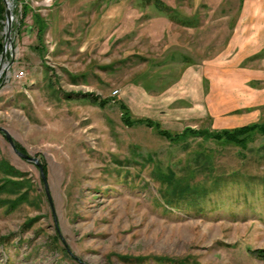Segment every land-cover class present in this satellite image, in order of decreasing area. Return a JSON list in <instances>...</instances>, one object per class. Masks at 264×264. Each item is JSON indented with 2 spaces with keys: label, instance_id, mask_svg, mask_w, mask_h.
<instances>
[{
  "label": "rangeland",
  "instance_id": "rangeland-1",
  "mask_svg": "<svg viewBox=\"0 0 264 264\" xmlns=\"http://www.w3.org/2000/svg\"><path fill=\"white\" fill-rule=\"evenodd\" d=\"M9 1L0 128L51 202L0 132V264H264V136L222 133L264 124V20L229 19L238 0H158L194 21Z\"/></svg>",
  "mask_w": 264,
  "mask_h": 264
},
{
  "label": "water",
  "instance_id": "water-1",
  "mask_svg": "<svg viewBox=\"0 0 264 264\" xmlns=\"http://www.w3.org/2000/svg\"><path fill=\"white\" fill-rule=\"evenodd\" d=\"M2 1L4 3V6H5V26H4V43L5 44L2 47V51L0 54V76L9 68V64H4L7 49L9 48L11 55L13 54V47H12L11 36H10L11 35L13 15H12V11L10 10V7H9L7 0H2ZM0 132L4 134L6 140L9 143L10 148L19 158L24 159V160L29 161V162H32L37 166V168L39 169V172H40L41 180L44 184L46 196L48 198V201L51 202L50 194L48 191L47 180H46L45 174L43 172V168H42L40 162L38 161V159L18 151L13 140H12V138L10 137V135L8 134V132L6 130L0 128Z\"/></svg>",
  "mask_w": 264,
  "mask_h": 264
},
{
  "label": "crops",
  "instance_id": "crops-1",
  "mask_svg": "<svg viewBox=\"0 0 264 264\" xmlns=\"http://www.w3.org/2000/svg\"><path fill=\"white\" fill-rule=\"evenodd\" d=\"M238 8L237 10L239 11L238 14L235 16V18L233 17H230L229 19H233V20H264V7L260 10V12H248L246 11V9H244V6H245V3H246V0H238ZM248 3L250 2V0H247ZM139 3H144V0H138ZM264 5V2H261L260 3V6L261 5ZM175 13V12H174ZM174 13H170V14H167V13H163V16L167 19H171V20H175L177 18H180L181 20H191V21H194L196 20L195 18V15L194 14H189L187 16H182V17H176V18H172V15L175 16ZM98 19V18H97ZM166 19V20H167ZM42 24V23H41ZM40 29V28H39ZM38 29V30H39ZM233 44H235V42H233ZM264 48V45L262 46V48H259L256 52H255V55L257 54V52H259L260 50H262ZM254 58H257L254 56Z\"/></svg>",
  "mask_w": 264,
  "mask_h": 264
},
{
  "label": "trees",
  "instance_id": "trees-1",
  "mask_svg": "<svg viewBox=\"0 0 264 264\" xmlns=\"http://www.w3.org/2000/svg\"><path fill=\"white\" fill-rule=\"evenodd\" d=\"M144 1L146 3H150L159 12L165 11V13L167 14L172 13L171 9H167L163 7L158 0H144ZM1 14H2V9L0 8V16ZM1 51H2V45H1V38H0V54H1ZM253 130H258L259 133L264 136V124H257V123H252L249 126H242V127H238L234 129H229V130L227 129V130H224L222 133H224V135L226 136L228 140H232L233 136L236 137L238 134L250 132ZM183 192H180L181 195L183 194ZM181 195L179 194V196ZM167 201L169 202V199ZM261 257L264 258V256H261Z\"/></svg>",
  "mask_w": 264,
  "mask_h": 264
},
{
  "label": "built area",
  "instance_id": "built-area-1",
  "mask_svg": "<svg viewBox=\"0 0 264 264\" xmlns=\"http://www.w3.org/2000/svg\"><path fill=\"white\" fill-rule=\"evenodd\" d=\"M7 2H8V4H9L10 10H12V9H11V8H12V4H11V2H10L9 0H7ZM12 15H13V14H12ZM12 21H14V17H13ZM3 35H4V33H3ZM22 76H23V73H22V72H18V73H17V77H18V78H21Z\"/></svg>",
  "mask_w": 264,
  "mask_h": 264
}]
</instances>
